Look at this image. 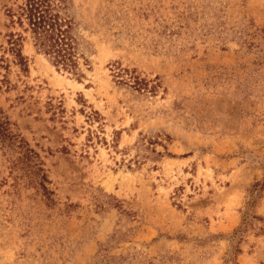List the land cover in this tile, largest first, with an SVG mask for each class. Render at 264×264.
<instances>
[{
    "label": "rangeland",
    "instance_id": "374dc122",
    "mask_svg": "<svg viewBox=\"0 0 264 264\" xmlns=\"http://www.w3.org/2000/svg\"><path fill=\"white\" fill-rule=\"evenodd\" d=\"M22 4L0 0V110L51 194L0 150V264H264V0H68L71 68Z\"/></svg>",
    "mask_w": 264,
    "mask_h": 264
},
{
    "label": "trees",
    "instance_id": "16d2710c",
    "mask_svg": "<svg viewBox=\"0 0 264 264\" xmlns=\"http://www.w3.org/2000/svg\"><path fill=\"white\" fill-rule=\"evenodd\" d=\"M18 13L9 10V17L32 34L37 51L52 58L56 66L71 68L74 60V39L71 34L72 24L68 18H63L61 9H66L68 0H22ZM13 23H15L13 21ZM264 39V28L258 30ZM23 37L10 34L9 52L15 63L23 72H28V60L21 51ZM264 46V45H263ZM0 150L8 162V167L17 182L22 181L29 186L39 187L47 197L48 175L40 155L18 133L13 132L12 122L0 110Z\"/></svg>",
    "mask_w": 264,
    "mask_h": 264
}]
</instances>
